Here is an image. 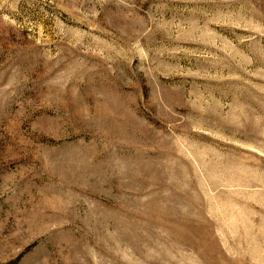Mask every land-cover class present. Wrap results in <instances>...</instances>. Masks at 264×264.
<instances>
[{"label":"rangeland","instance_id":"374dc122","mask_svg":"<svg viewBox=\"0 0 264 264\" xmlns=\"http://www.w3.org/2000/svg\"><path fill=\"white\" fill-rule=\"evenodd\" d=\"M0 264H264V0H0Z\"/></svg>","mask_w":264,"mask_h":264}]
</instances>
